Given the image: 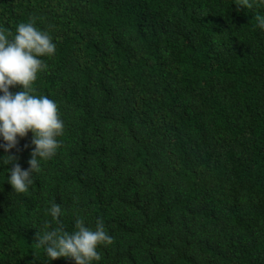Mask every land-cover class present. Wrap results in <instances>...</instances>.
Returning a JSON list of instances; mask_svg holds the SVG:
<instances>
[{
  "label": "trees",
  "instance_id": "1",
  "mask_svg": "<svg viewBox=\"0 0 264 264\" xmlns=\"http://www.w3.org/2000/svg\"><path fill=\"white\" fill-rule=\"evenodd\" d=\"M238 2L0 0V28L52 37L35 87L64 121L28 192L0 160V264H47L51 203L68 232L103 221L99 264H264V6ZM31 139L7 153L22 169Z\"/></svg>",
  "mask_w": 264,
  "mask_h": 264
},
{
  "label": "clouds",
  "instance_id": "2",
  "mask_svg": "<svg viewBox=\"0 0 264 264\" xmlns=\"http://www.w3.org/2000/svg\"><path fill=\"white\" fill-rule=\"evenodd\" d=\"M253 2L264 6V0H239L236 7L251 8ZM255 20L257 27L264 30V14H257ZM55 50L50 34L34 22L18 24L14 35L0 28V149L6 153L0 160L12 165L7 168L6 182L14 194L28 192L34 176L42 171V163L54 157L61 146L58 138L64 134V121L58 105L47 96L38 95L35 87L39 74L47 69L41 58L53 56ZM17 85L21 90L11 92L10 88ZM29 132L34 147L29 168L22 169L14 156L7 153L16 148L18 138ZM46 211L50 220L42 225L36 244L43 249L47 264L60 257L71 258L75 264H99L102 256L98 248L113 243L103 221L97 219L93 228L86 224L85 217L78 215L68 232L60 226V218L65 214L60 204L51 203ZM52 223L58 227L52 228Z\"/></svg>",
  "mask_w": 264,
  "mask_h": 264
}]
</instances>
